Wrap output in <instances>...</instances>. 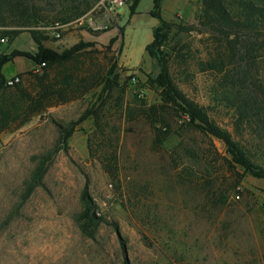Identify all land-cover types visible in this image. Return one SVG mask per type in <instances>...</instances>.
<instances>
[{"label":"rangeland","instance_id":"obj_1","mask_svg":"<svg viewBox=\"0 0 264 264\" xmlns=\"http://www.w3.org/2000/svg\"><path fill=\"white\" fill-rule=\"evenodd\" d=\"M90 1L87 12L97 2ZM183 1L182 12L161 18L193 30L170 32L160 50L187 46L191 58L181 67L187 76L170 60L171 74L187 95L215 107L213 117L228 127L227 110L209 93L214 76L194 66L212 52L198 31L201 0ZM132 3L126 0L125 14L106 32L79 27L76 19L58 37L50 30L58 23L32 28L58 51L85 41L80 32L88 31L113 58L112 88L100 86L0 135V264H264V179L225 164L222 142L191 131L182 114H173L167 140L152 148L153 125L134 102H159L147 83L157 65L135 44L138 3L131 11ZM124 54L137 65L127 66ZM94 110L97 122L92 116L78 122ZM60 131L68 135L64 143ZM47 155L45 172L28 193L26 183ZM108 161H117L112 177L103 166ZM84 186L99 219L88 234L75 220Z\"/></svg>","mask_w":264,"mask_h":264},{"label":"trees","instance_id":"obj_2","mask_svg":"<svg viewBox=\"0 0 264 264\" xmlns=\"http://www.w3.org/2000/svg\"><path fill=\"white\" fill-rule=\"evenodd\" d=\"M161 1L153 0L149 14L158 20V26L153 29L152 41L145 47V52L157 65L156 74L148 76L147 83L159 96V102L150 105L134 102L139 115L153 125L152 148L157 150L167 140L173 114H182L187 117L191 131L222 142L229 157L223 159L225 164L264 179V81L261 77L264 0H201L198 31L207 35L212 52L208 59H195L194 66L199 72H210L214 76L209 93L217 101L216 106L227 110L230 130L213 117L215 107L201 105L187 95L181 81L171 74L170 60L180 67V75L187 76V69L181 67H188L186 62L191 55L184 52L185 45L182 48L176 45L165 54L160 50L163 41L172 31L189 32L193 27L163 20ZM138 2L133 0L131 11ZM92 4L90 0H0V40H11L27 31L40 44L46 37L32 28L69 23L84 15ZM96 44L81 40L62 51L39 45L36 52L9 54H5L0 45V135L18 130L51 107L81 100L100 86L110 90L112 82L108 75L113 58ZM15 56H25L38 66L44 65L18 74V83L6 85L1 69ZM88 116L97 122L99 111L84 112L78 122ZM67 136L60 131L59 142L64 143ZM46 160L49 155L41 157L36 164L26 183L28 193L39 184ZM116 164L117 161L103 163L111 177V169ZM81 204L82 211L75 220L88 234L99 219L93 213L94 203L86 186L81 193Z\"/></svg>","mask_w":264,"mask_h":264},{"label":"crops","instance_id":"obj_3","mask_svg":"<svg viewBox=\"0 0 264 264\" xmlns=\"http://www.w3.org/2000/svg\"><path fill=\"white\" fill-rule=\"evenodd\" d=\"M185 3L186 1L183 0H163L160 5L161 17L163 18L165 15L172 17L176 15V13L182 12L185 7ZM152 6L153 0H139L134 14V16H137L136 22L140 34L138 35L135 44L137 47H140L144 53H146V45H148L153 39V29L158 26V20L149 14ZM125 12L126 9L124 8L122 10V16L125 14ZM80 34L86 40H91L92 38L88 31L82 30ZM140 36H142V38H139ZM39 45L44 48L58 51L55 47V43L50 39L46 38L44 41L38 44L33 40L29 32H22L16 38L11 39L8 42L3 41L1 48L5 54H9L12 51L36 52ZM123 60L127 66L135 67L137 65L129 64L130 58H128V56L125 54L123 56ZM37 67L38 65L33 60L25 56H15L2 66L1 72L5 78H11L14 75L35 70Z\"/></svg>","mask_w":264,"mask_h":264},{"label":"built area","instance_id":"obj_4","mask_svg":"<svg viewBox=\"0 0 264 264\" xmlns=\"http://www.w3.org/2000/svg\"><path fill=\"white\" fill-rule=\"evenodd\" d=\"M126 7V0H97L94 9L90 10L83 16L77 18L74 21L79 27L86 28L93 32L103 31L106 32L111 26L122 16V10ZM56 24L51 27V33L58 37V29L65 26ZM44 29V28H41ZM1 42L4 39L0 40ZM44 64H41L36 69H40ZM20 80L18 75H14L11 78H6V85H13ZM133 81V79H132Z\"/></svg>","mask_w":264,"mask_h":264}]
</instances>
